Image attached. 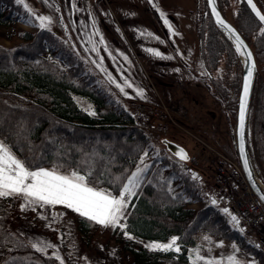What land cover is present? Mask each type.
Listing matches in <instances>:
<instances>
[{"label": "trees", "instance_id": "trees-1", "mask_svg": "<svg viewBox=\"0 0 264 264\" xmlns=\"http://www.w3.org/2000/svg\"><path fill=\"white\" fill-rule=\"evenodd\" d=\"M197 19L198 35L205 45L202 64L210 80L206 83L233 110L230 92L239 88L241 59L211 16L203 19V25L202 18ZM231 20L254 45L252 11L239 6ZM15 22L38 24L23 4L0 0V24ZM22 34L23 42L0 43V140L11 145L19 158L43 166L59 163L64 172L88 160L104 173L99 187L114 194L119 185L111 180L143 167L141 157L149 154L148 171L122 219L126 227H111L120 248L129 251L137 264H163L170 257L186 261L190 248L203 237L233 240L264 264V245L251 241L232 222L231 210L225 213V207L212 203L189 166L198 169L163 142L165 138L178 141L176 137L155 136L142 127L131 108L101 82L58 27L24 29ZM76 94L90 102L92 111L79 103ZM250 153L253 159L251 149ZM195 203L201 205L191 206ZM21 212L20 197L0 198V264H60L54 255L36 251L14 229ZM78 217V229L84 234L91 236L101 227ZM172 237L179 238V252L146 247V239Z\"/></svg>", "mask_w": 264, "mask_h": 264}, {"label": "rangeland", "instance_id": "rangeland-1", "mask_svg": "<svg viewBox=\"0 0 264 264\" xmlns=\"http://www.w3.org/2000/svg\"><path fill=\"white\" fill-rule=\"evenodd\" d=\"M24 3L35 16L51 18L49 28L56 26L61 30L66 40L84 57L101 82L120 97L129 109L137 101L156 102L158 95L169 103L172 98L183 96L186 104L193 110V115L199 116V119L196 118L199 125H196L195 121L189 122L187 115H178L181 117L178 118L179 122L203 141L209 142L213 148L217 147L230 155L238 156L232 135L236 127L242 76L238 90L230 92L229 101L235 102L233 110L230 106L220 103L213 89L206 83V80H210L202 64L205 45L203 40H200L197 29V18H202L203 25V19L208 14L206 0H152L151 3L149 0H48L47 4L43 0H24ZM225 3V15L232 19V13L239 7V0H226ZM153 4L166 15L171 29L164 22H159L161 15L158 11L157 14L154 12L156 8ZM37 22L36 26L22 22L0 24V43L13 45L23 42L25 37L22 31L36 30L39 27L38 19ZM89 38L91 43L88 42ZM246 39L252 47L248 37ZM93 45L96 51L91 50ZM156 52L160 55H156ZM233 65L237 66L236 61ZM117 84L123 87L124 91H121ZM210 94L216 100L210 99ZM76 98L82 106L92 111L86 98L78 94ZM209 109L215 110L212 114L215 116L214 122L207 112ZM202 115L206 118L203 119ZM207 118L211 122L207 123ZM251 118L250 107L249 145ZM169 130L192 155L191 164L198 169H194L193 174L198 178L203 176L202 184H212L214 169L211 168L208 151L198 143L197 138L186 133L188 131L180 132L175 128ZM150 131L157 136L161 135L162 130ZM250 149L252 151V148ZM141 158L147 162L150 155L143 154ZM252 160L254 163V158ZM211 191L214 196L220 194L217 189ZM211 191L206 193L209 195ZM20 199L22 205L24 201L21 197ZM217 204L223 207L222 202ZM200 205L195 203L191 206ZM41 216L47 219H42ZM78 219L77 213L60 205L37 207L36 211H22L14 229L31 245L37 238L55 245V248H49L46 253H58L66 264H137L129 251L120 248L111 227L100 225L101 227L89 236L78 229ZM121 223L124 224L122 220ZM235 225L239 227V223ZM204 238L190 248L188 260L170 257L166 258L163 264H193V251L197 248L205 260L229 264L228 257L235 256L240 264H261L233 240ZM248 238L254 242L258 241L255 236ZM170 239H146L145 243H167ZM198 264H203V261Z\"/></svg>", "mask_w": 264, "mask_h": 264}, {"label": "snow or ice", "instance_id": "snow-or-ice-1", "mask_svg": "<svg viewBox=\"0 0 264 264\" xmlns=\"http://www.w3.org/2000/svg\"><path fill=\"white\" fill-rule=\"evenodd\" d=\"M43 2L47 4L48 0H43ZM149 2L151 3L152 0H149ZM16 3L23 4L31 16L35 15V13L28 8V5L24 3V0H16ZM209 4L212 7V14L215 16L217 23L227 28L228 31L234 35L237 52H241V49H246L244 42L235 34L234 30L225 23L219 11H217L216 0H209ZM248 4L256 17L264 23V14L260 13L252 0H248ZM153 7L160 12L164 24L171 29L166 15L160 11L156 4H153ZM36 19L39 20L38 26L41 29L50 30L49 25L51 24V18L49 16L40 15L36 16ZM29 22L31 23V20H29ZM261 32L264 33V29H261ZM88 42L91 43V38H89ZM91 50L96 51L94 45ZM155 54L160 55L159 52ZM241 54L246 55L248 61H251L250 52L245 50ZM254 67V63L251 64L248 68V75L245 77L239 113V128L241 134L239 147L244 157V166L246 170L249 165L246 154L244 153L243 129L247 97L249 95ZM113 82L115 81L113 80ZM130 86L131 85H129V87ZM117 87H120V90L124 91L123 87L119 84H117ZM90 114L94 115L95 113ZM144 155L147 156V153ZM177 155L181 160H187L188 158L187 154L183 153V150H180ZM140 164L144 166H137L134 172L120 177H114L111 180V183L119 185L117 189L118 194L113 195L111 191L99 187L104 173L97 172L88 160L82 161L81 164L76 165L69 172H63L61 168H63L64 165L59 163H55L51 167H46L40 163L33 164L32 161H29L27 158H19L13 151L11 145L0 140V198L21 197L24 201L21 205L22 211L28 209L36 211L37 207L45 208L60 205L77 213L80 217L86 218L88 221L103 227H119L124 229L126 225L122 224L121 220L124 218L128 204L131 198L136 195V190L140 187L144 174L149 168V165L145 164L143 158H141ZM249 176H251V173H249ZM193 178L195 179L196 177L194 176ZM262 199H264V197H262ZM212 203H216L215 199L212 200ZM223 211L229 213L228 209H224ZM41 218L47 219V217L44 216H41ZM55 218L56 214H54V219ZM231 220L235 224L239 223L236 216H231ZM125 235L128 236L129 239L132 238L127 232H125ZM204 239H208V237ZM178 240V237H172L167 243H152L146 245V247L152 250H174L179 252L180 246ZM31 246L41 253H46L49 248L56 247L50 242L44 241L42 238H37ZM193 255L195 257L193 264H198L200 261H203V264H221L220 261L211 259L205 260V258L200 255L198 248L193 251ZM54 256L55 259L60 261V264H63V260L58 253H54ZM228 261L229 264H240V261H238L235 256H229Z\"/></svg>", "mask_w": 264, "mask_h": 264}, {"label": "built area", "instance_id": "built-area-1", "mask_svg": "<svg viewBox=\"0 0 264 264\" xmlns=\"http://www.w3.org/2000/svg\"><path fill=\"white\" fill-rule=\"evenodd\" d=\"M137 122L144 128L155 130L159 124H167L177 131L186 132L197 138L209 151L215 174L214 180L224 192L221 199L232 204L239 218L242 230L248 235L264 238V205L252 190L238 159L226 152L212 147L185 128L178 115H185L180 99L166 103L162 99L158 104L138 102L133 107ZM184 113V114H183ZM165 133L169 128L165 127Z\"/></svg>", "mask_w": 264, "mask_h": 264}, {"label": "water", "instance_id": "water-1", "mask_svg": "<svg viewBox=\"0 0 264 264\" xmlns=\"http://www.w3.org/2000/svg\"><path fill=\"white\" fill-rule=\"evenodd\" d=\"M247 5L248 4V0H245ZM252 2L255 4L254 0H252ZM206 4L208 7V11L213 19V21L221 28L223 29V31L225 32V34L232 40V42L234 43V46L236 48V44H235V37L234 35L228 31L227 28L223 27L222 25L217 23V20L215 18V16L212 14V7L209 4V0H206ZM256 5V4H255ZM216 8L217 11H219L222 19L225 21V23L230 26L231 29L234 30L235 34L238 35L240 37V39L244 42V45L246 46V49H242L243 52L246 50L247 52L251 53V61H248V57L245 55V60H243L239 54V57L241 59L242 62V80H241V86H240V91H239V95H238V102H237V113H236V127H235V133L233 134V139L236 143V150H237V155L238 158L240 160L241 166L243 168V171L246 175V178L248 179L249 184L251 185L253 191L255 192V194L259 197V199L262 201V203L264 204V199H262V197H264V182L262 181L261 177L258 175L255 167H254V163L252 160V156L250 153V145H249V127H248V117H249V111H250V103H251V97H252V92H253V86H254V78H255V72L257 69V64H256V59L254 56V52L252 50V47L250 46L249 42L247 41V39L244 37V35L241 33V31L238 29V27L230 20L228 19L225 14L223 13V11L221 10L219 4H218V0H216ZM250 10L252 11L251 7L249 6ZM256 8L260 11L261 14H263L261 12V10L257 7ZM252 13L254 14V12L252 11ZM255 65L254 69H253V75L251 77V83H250V90H249V95L247 97V103H246V111H245V122H244V129H243V140H244V153L246 154V158L248 160V169H245L244 166V157L242 156V153L240 151V139H241V134H240V128H239V113H240V102H241V97L243 95V88H244V81H245V77L248 75V68L251 66V64ZM163 142L165 143V145L167 146V148L173 153L175 154L178 158L179 156L177 155V153L180 150H183V153L187 154V160H189L191 158L188 149L178 143L177 141L165 138L163 139ZM184 160V161H187ZM249 173H251V176H249ZM264 242V239H261Z\"/></svg>", "mask_w": 264, "mask_h": 264}, {"label": "flooded vegetation", "instance_id": "flooded-vegetation-1", "mask_svg": "<svg viewBox=\"0 0 264 264\" xmlns=\"http://www.w3.org/2000/svg\"><path fill=\"white\" fill-rule=\"evenodd\" d=\"M225 2L226 0H218V4L224 14H225L224 12L225 6H226ZM254 2L257 5V7L261 10V12L264 14V0H254ZM239 6H246L250 10L245 0H239ZM253 15H254V45H252V50L254 52V56L256 59L257 69L255 72L254 86L251 97L252 118L250 124V132H251L250 135H251V148L254 158V167L264 182V33L261 32V29H264V23H262L258 19V17H256L255 13ZM209 16L211 15L208 11V14L204 18L206 19ZM227 18L230 19L229 17ZM159 22L163 23L162 18L159 19Z\"/></svg>", "mask_w": 264, "mask_h": 264}, {"label": "crops", "instance_id": "crops-1", "mask_svg": "<svg viewBox=\"0 0 264 264\" xmlns=\"http://www.w3.org/2000/svg\"><path fill=\"white\" fill-rule=\"evenodd\" d=\"M207 95H208V93H206ZM209 96V95H208ZM179 96H177V97H174V99H176V98H178ZM210 99H212V100H216L215 98H214V96H212V94H210ZM173 100V98L170 100V101H172ZM220 103H222L221 101H219ZM184 105L186 106V109H187V120L189 121V122H191V123H193L194 121L196 122V125H199V124H197V117H198V119H199V116H195V115H193V110L192 109H190V106H188L187 104H186V101H184ZM208 114H209V116L212 118V121L214 122V120H215V116H212V114L213 113H215V110H212V109H209L208 111ZM202 117H203V119H205L206 117L204 116V115H202ZM191 120H193V121H191ZM207 123L208 122H211L210 121V119H208L207 118ZM212 122V123H213ZM201 130V129H200Z\"/></svg>", "mask_w": 264, "mask_h": 264}, {"label": "bare ground", "instance_id": "bare-ground-1", "mask_svg": "<svg viewBox=\"0 0 264 264\" xmlns=\"http://www.w3.org/2000/svg\"><path fill=\"white\" fill-rule=\"evenodd\" d=\"M243 52V50L241 49V52H239V54H240V56H241V58L243 59V60H245V55L244 54H241Z\"/></svg>", "mask_w": 264, "mask_h": 264}]
</instances>
